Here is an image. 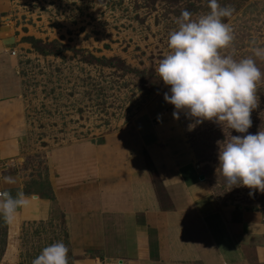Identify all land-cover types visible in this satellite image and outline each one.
Instances as JSON below:
<instances>
[{"label": "rangeland", "instance_id": "1", "mask_svg": "<svg viewBox=\"0 0 264 264\" xmlns=\"http://www.w3.org/2000/svg\"><path fill=\"white\" fill-rule=\"evenodd\" d=\"M218 3L235 9L231 17L223 18L235 36L226 52L234 48L238 61L252 56L253 40L264 47V0ZM184 10L193 14L192 19L210 12L208 0H0V22L10 32L8 44L16 57L27 123L20 155L6 172L19 170L16 176L27 190L44 189L45 150L75 140L101 141L144 114L152 124L164 121L174 137L186 142L220 203L264 211V192L243 186L229 189L216 171L218 141L264 131V59L253 57L262 79L248 133L208 120L190 131L194 120L184 112L178 120L173 118L174 106L164 100L170 86L155 71L170 51L168 35L178 29L176 21ZM6 237V221L0 216V256ZM21 239L18 264H32L45 247L58 241L68 247L72 264L59 219L26 225Z\"/></svg>", "mask_w": 264, "mask_h": 264}, {"label": "crops", "instance_id": "2", "mask_svg": "<svg viewBox=\"0 0 264 264\" xmlns=\"http://www.w3.org/2000/svg\"><path fill=\"white\" fill-rule=\"evenodd\" d=\"M9 38L0 22V191L23 192L29 203L6 222L0 263L20 262L26 225L59 219L72 264H264V211L220 203L164 121L139 114L101 141L45 150L44 189L27 190L19 170L6 172L27 132Z\"/></svg>", "mask_w": 264, "mask_h": 264}, {"label": "clouds", "instance_id": "3", "mask_svg": "<svg viewBox=\"0 0 264 264\" xmlns=\"http://www.w3.org/2000/svg\"><path fill=\"white\" fill-rule=\"evenodd\" d=\"M208 7L210 12L197 19H192L188 10L182 11L176 21L178 29L168 35L170 51L155 71L170 86L164 100L174 106L173 118L178 120L184 112L194 120L188 126L190 131L208 120L245 134L252 126L251 113L259 104L257 85L262 79L253 57L264 59V47L255 46L253 40L252 56L237 61L234 48L225 51L235 36L230 24L223 21L235 9L222 7L218 0H208ZM217 144L216 171L225 178L228 188L243 186L264 192V131L231 135V139ZM4 181L15 183L11 176H5ZM28 203L23 192L13 196L9 191H0V216L11 222L17 210ZM68 253V247L58 241L45 247L32 264H69Z\"/></svg>", "mask_w": 264, "mask_h": 264}, {"label": "water", "instance_id": "4", "mask_svg": "<svg viewBox=\"0 0 264 264\" xmlns=\"http://www.w3.org/2000/svg\"><path fill=\"white\" fill-rule=\"evenodd\" d=\"M199 178H200V179H203V178H204V175H203V174H200V175H199Z\"/></svg>", "mask_w": 264, "mask_h": 264}]
</instances>
